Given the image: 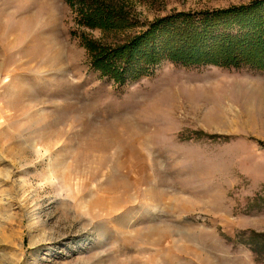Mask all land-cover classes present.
<instances>
[{"label":"rangeland","instance_id":"obj_1","mask_svg":"<svg viewBox=\"0 0 264 264\" xmlns=\"http://www.w3.org/2000/svg\"><path fill=\"white\" fill-rule=\"evenodd\" d=\"M146 22L254 0H101ZM68 0H0V264H264V71L103 75ZM118 42V41H117Z\"/></svg>","mask_w":264,"mask_h":264},{"label":"trees","instance_id":"obj_2","mask_svg":"<svg viewBox=\"0 0 264 264\" xmlns=\"http://www.w3.org/2000/svg\"><path fill=\"white\" fill-rule=\"evenodd\" d=\"M80 21L112 32L115 43L86 40L93 65L124 83L168 60L184 66H219L264 71V0L228 9L178 12L121 39L133 17L101 0H68ZM118 41V42H117Z\"/></svg>","mask_w":264,"mask_h":264}]
</instances>
